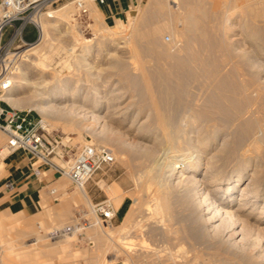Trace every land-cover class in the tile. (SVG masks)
I'll use <instances>...</instances> for the list:
<instances>
[{
  "label": "bare ground",
  "instance_id": "1",
  "mask_svg": "<svg viewBox=\"0 0 264 264\" xmlns=\"http://www.w3.org/2000/svg\"><path fill=\"white\" fill-rule=\"evenodd\" d=\"M83 1L85 5L86 0ZM205 2L147 0L146 5L132 19L129 39L124 38L117 42V48L128 45L142 57H148L128 70V64L116 54H112L110 66L122 69V72L126 70L122 78L127 86L150 90L154 108V117L148 118V112L143 120H140V110L134 111L127 130H135L136 135L142 133L141 137L123 139L118 151L129 149L135 154L132 155L133 158L141 160L144 195L137 212L141 217L142 226H147L150 230L151 224L154 225L149 218L152 215L149 203L151 196L154 200V210L161 214L162 220H159L162 222H170L173 201L188 218V224H185L189 225V230L184 235H176L175 245L178 248L173 252L169 251L164 259H169L175 264L194 263L202 252L198 255L199 250L193 255L181 252L179 246L184 242L190 248L211 247L212 252L214 248L225 249L229 256L225 257L222 253L224 257L220 256L221 264H264V23L248 27L249 35L253 36L254 50L252 48L233 60L235 48L230 43L231 35L229 32H217L219 25L216 21L219 15L213 12V8L212 11H206L205 7L208 6L203 4ZM238 6L253 18L264 16V5L261 6L258 2L248 0ZM232 7L234 9L237 4L227 6L221 17L227 16ZM87 9L90 15L99 12L92 4L88 5ZM56 11L57 9L50 18H56ZM67 13L64 10L61 15L66 17ZM242 28L241 31L244 32ZM45 31L46 26L42 20L40 38L44 37ZM164 31L170 32L175 38L171 44L174 48L172 52L171 47L161 40ZM176 38L180 42H177ZM37 45L34 42L19 54L27 61L26 66L16 64V69L11 70L12 85L0 95V99L5 98L14 106H19L18 103L25 99L28 108L36 109L41 114L45 128L50 125L44 123L46 119L60 120L69 130H90L91 125L86 122L100 125L101 117H105L99 112L105 105H109L105 97L106 91H99L96 86L80 82V74L74 77L48 72L45 62L38 56L30 58L35 55ZM216 51L219 53H215ZM159 55L165 56L164 61L168 65L166 69L155 67L156 64L146 65L151 62L149 57ZM85 58L84 54L75 55L74 63L77 69L86 64ZM84 69L87 70L86 76H93L95 79L99 77L97 74L93 75L89 65H84ZM28 70H31L32 76L28 75ZM191 81L201 83L198 97L202 100V106L196 107L193 101L188 108H182L181 117L171 118L172 108H163L162 105L169 103L166 101L169 95L184 91L183 86ZM68 82H73L71 87ZM13 91L17 93L16 97L11 96ZM128 104L129 109L133 103ZM123 108L126 112L127 108ZM158 130L162 133L158 134ZM1 137L0 135V141ZM87 141L91 143L90 139ZM158 146H164L165 149L159 150ZM211 148L222 151V155H208ZM232 155L236 157L235 160L230 159ZM204 156L205 160L202 161ZM230 162L234 163L227 174L224 166ZM78 188L81 196L88 199L84 185ZM149 189L152 191L150 196ZM119 197L116 199L122 205L123 197ZM134 211L136 212V209ZM130 218L127 210L124 213V221L130 222ZM127 224L124 223L122 227ZM165 225L159 224L158 230L165 231L167 224ZM66 226L50 230L49 237H57L55 232H61ZM94 232L100 247L105 248L107 231ZM70 234L64 232L60 236L65 238L68 237L65 235ZM130 249L132 251V248ZM212 252L211 256L221 253L218 250L216 254ZM96 260L99 262V258ZM3 261L0 258V264Z\"/></svg>",
  "mask_w": 264,
  "mask_h": 264
},
{
  "label": "rangeland",
  "instance_id": "2",
  "mask_svg": "<svg viewBox=\"0 0 264 264\" xmlns=\"http://www.w3.org/2000/svg\"><path fill=\"white\" fill-rule=\"evenodd\" d=\"M203 1H206L203 4L208 6L205 7L206 11L214 10L213 12L218 13L219 15L216 21L219 25L217 32L219 34L229 32L228 34L231 35L229 36L230 43L233 48H235V51L233 49V60L237 59L235 57L251 51L252 48L254 50L253 36L249 35L248 29L253 25L263 24L264 16L260 15L257 16V18H253L244 9H241L240 6H238V4L248 0ZM249 1L258 2L261 6L264 5V0ZM211 2H213L214 5ZM146 3L147 0H141L138 4L132 5L130 9L123 11L120 19H117L113 16L108 17L102 7L97 5L94 1L86 0V12L79 14L73 0H59L53 7L54 10L57 9L54 14L56 18L53 17L43 19L46 26L45 35L43 38H39L36 41L38 44L37 51L35 55H31L30 58L32 59L34 56H38L40 60L45 62L46 70L48 72H55L58 75L74 77L77 74H80L79 81L82 78L80 82H86L91 86H96L99 91H106L105 97L109 104L108 107L105 105L99 112L101 116L103 115V118L105 117L104 119L101 117L100 125L95 122H86L91 125L90 130L84 128L69 130L60 120L46 119L44 121L45 124H50L48 125L49 127L46 126L48 128H46L48 131V139L55 146V152L59 154V156L53 155V161L61 167H67L79 147L89 143L87 141L89 139L93 144L108 147L112 151L115 161L111 166L95 171L86 181L84 188L88 194V199L81 196L80 189L74 186L64 174H60L45 165L41 166V170L45 173H43L42 177L39 178L42 181L52 178L55 182L49 185L48 188L49 191L54 189L55 192L49 193L46 198H43L37 204V209L33 214L28 216H26L25 213L11 214L9 213V209L5 210L4 201L0 198V258L2 261L4 260L2 264H175L169 259L166 260L164 258L165 255H168L170 252H173L174 249L178 248V246L175 245L177 243V240L175 239L176 235H184L187 230H189V225L186 226L188 224V218L179 208L177 203H175L172 199L173 202L171 201L172 213L170 212V222L167 220L162 222L161 214L154 210V200L151 196L149 197V203L152 207V215L149 218L151 219L150 222L154 223V225L151 224V231L147 228V226H142L141 217L137 212L139 203L143 199L144 195L141 160L140 158H133L132 155L135 154L129 149H125V151L122 152L118 151V146L121 144L123 139L129 140L132 139V137H141L142 133H138L140 135H136L135 130H127L136 109L141 112L140 120L145 119L146 113L148 112V118L154 117V108L152 104L153 99L151 98L152 92L144 88L134 89L129 85L127 86V84L123 83L122 78L124 74H126V70L122 72V69L120 70L110 66L112 54H116L120 59L124 60L125 64H128L126 67L128 70H131V67L137 65V62L141 63L146 60L145 58L148 59V57H142L139 52L131 50L128 45H124L125 47L123 46L120 48L116 47L119 40H124V38L126 40L129 39V31L133 22L132 19L138 15V11H140ZM91 4L94 5L100 13L96 12L94 15H90L88 13L89 10L87 9V6ZM236 4L237 7H234V9L232 7L228 10L227 16L221 17L227 6ZM61 7H63V9H60ZM64 10L68 12L66 17L61 15ZM242 22L244 23L242 24ZM240 25L242 27L244 26V28ZM241 28L244 32L241 31ZM244 29L247 30V34ZM8 34L9 31H7L4 40L7 38ZM34 34V27L30 24L26 25L24 29V38L26 40H32L34 38ZM162 35V42L171 47L172 52L174 48L171 44L175 41L173 40L175 39L174 36L168 31H164ZM236 35L238 39L236 38ZM247 35H249V37H247ZM233 36H235L234 39ZM176 41L180 42L178 38H176ZM261 42L263 43V41ZM29 46L21 47L15 51V56L18 55L15 62L18 66H26L27 61H25L24 57L19 54L22 50L27 49ZM236 47H238V49ZM82 48H84V50H82ZM215 53L218 54L219 52L216 51ZM77 54H84V57H86V64L84 65H89L93 75H99L98 78L95 79L93 76H86L87 70L84 69V65H81L79 69L76 68L74 59ZM164 59L165 56L163 55H159L158 57H149V61L151 62H148L146 65L152 66L153 64H156L154 65L155 67L157 66L159 68L166 69L168 65ZM203 66H205V62ZM28 75H33L31 70H28ZM47 78L49 79V77ZM68 83L70 87L73 84V82ZM171 85L173 84L171 83ZM183 87V93L178 92L169 95L166 99L167 103H169L167 105H162L163 108H172L173 114L170 115L171 118L181 117L180 111L182 108H188L194 102L196 107L202 106V100L198 97L201 92V89L199 90V88H201V83L191 81L187 82ZM16 95L17 93L14 91L11 93V96L16 97ZM3 99L8 103L1 101L0 106L2 107H8L9 104L10 106L21 110H31L32 115L39 119L42 118L38 110L27 107L25 99H22L18 103L19 106H14L9 100L5 98ZM128 102L133 103L129 109L127 108L129 105ZM123 107L127 108V113L124 111L125 109ZM122 118L124 119L122 120ZM157 133L161 134L162 132L158 130ZM0 135L2 136L0 141V169H2L5 165L4 158L9 152L5 147L6 137L1 133ZM157 148L159 150L165 149L164 146H158ZM213 153L222 155V151H218L217 148H211L208 155ZM206 156H204L202 161L205 160ZM230 159L235 160L236 157L232 155ZM221 160L220 163L222 162ZM125 161L126 163H124ZM128 161H130L131 164ZM127 163L128 165L130 164L129 167ZM233 163L234 162H230L229 165L226 164L224 166L227 174L230 173ZM0 181H3V172L0 176ZM151 194L152 191L149 189V196ZM236 194L237 193H234V195ZM121 195L123 197L122 205H120V201L117 200V197H121ZM71 196H74V199H71ZM120 197L119 199L122 198ZM65 199L69 200L70 206L67 211L66 218L60 224L53 219V214ZM104 199L109 200L115 213L110 224L105 225L102 223H95L85 230L72 231L70 235H65L68 236H64L65 238H62L60 235L59 237L57 235V237L52 239L49 237L48 232L55 229V227L58 228V225L73 224V214L78 207H84L89 211V205L92 202H98ZM134 209H136V212ZM127 210H129L131 217L130 222L128 220L124 221V213ZM88 216L93 219L95 218V216L91 213ZM159 218L161 220H159ZM124 223H128L130 226L127 224L125 227H122ZM134 223L135 225H133ZM159 224L164 226L167 224V231L158 230ZM153 226L155 228H153ZM115 228L118 229L113 231ZM25 231H27V234H25ZM94 231L99 233L107 231L106 233L108 235H105V248L102 249L100 247V242L94 235ZM60 239H66V241H60ZM62 242L67 243L68 246L61 249L56 247L57 243L59 244ZM183 243L180 244L179 249L185 254L193 255L199 250L197 253L198 255L202 252L198 255L197 260L192 264H221V262L219 263V260L222 259L220 256L223 254L225 257L229 256L227 251H225V249L223 250V248L217 249L219 253L221 252L217 255L216 253L218 252L216 248H214L212 252L211 247L205 246V249L201 246L190 248L187 243ZM95 248V251L99 248L102 250L99 253V262H94L89 256ZM128 248H132V251ZM72 249L75 250V254H72ZM215 250L216 252H214ZM81 251H83V253H81ZM129 251L131 253H129ZM211 252L217 256H213L212 254V257ZM224 255L222 257H224ZM209 258L211 259L209 260ZM213 260H215V262H212ZM229 263L231 264V262Z\"/></svg>",
  "mask_w": 264,
  "mask_h": 264
},
{
  "label": "built area",
  "instance_id": "3",
  "mask_svg": "<svg viewBox=\"0 0 264 264\" xmlns=\"http://www.w3.org/2000/svg\"><path fill=\"white\" fill-rule=\"evenodd\" d=\"M59 0H0V95L11 87V70L16 67L15 51L29 46L41 36V21L52 17L54 5ZM97 4H104L110 0H93ZM79 14L86 12L83 0H73ZM30 24L35 29L34 38L26 40L24 29ZM9 31L7 38L4 37ZM4 101L0 99V102ZM6 102V101H5ZM0 132L6 137L8 152L21 150L27 156L31 170L39 178L43 172L41 166L64 174L76 187H82L92 174L104 167L111 166L114 161L112 151L104 146L93 143L84 144L72 157L67 167H61L53 161L55 146L48 139V131L41 119L31 114V110H21L12 107L0 106ZM10 189L12 183L7 180L3 184ZM89 211L78 207L73 214V224L67 225L61 233L85 230L95 223L110 224L114 218V210L108 199L92 202ZM92 214L95 218L88 215Z\"/></svg>",
  "mask_w": 264,
  "mask_h": 264
},
{
  "label": "crops",
  "instance_id": "4",
  "mask_svg": "<svg viewBox=\"0 0 264 264\" xmlns=\"http://www.w3.org/2000/svg\"><path fill=\"white\" fill-rule=\"evenodd\" d=\"M140 1L141 0H110L104 4L95 3L102 7L108 17L113 16L114 18L120 19L123 11L130 9L132 5L138 4ZM4 163L5 165L0 172V176L3 172V181H0V198L4 201L5 210L9 209V213L11 214L25 213L26 216L33 214L37 209V204L43 198H46L49 193H52V191H49L48 186L55 181L52 180V178L42 181L40 178L45 172H42L40 178H37L35 173L31 170L27 156L21 150L8 153L4 158ZM53 176L55 177L54 174ZM7 180L12 183L10 189H5L3 186L4 182ZM53 192H55V190ZM70 198L74 199V196ZM69 206V200L65 199L56 209L53 214V219L61 224L66 218ZM63 226L65 225H58V227ZM26 232L27 231H25V234H27ZM60 241H66V239H60ZM67 246L68 244L65 242L57 243L56 245V247L60 249ZM95 250L96 248L89 256L91 260L98 262V260L95 261V259L99 258L100 260V254L98 253L102 250L100 248L97 249V251ZM81 253H83V251H81ZM72 254H75V250H73ZM95 256L97 258H95Z\"/></svg>",
  "mask_w": 264,
  "mask_h": 264
}]
</instances>
